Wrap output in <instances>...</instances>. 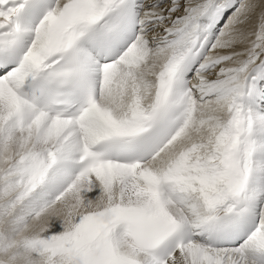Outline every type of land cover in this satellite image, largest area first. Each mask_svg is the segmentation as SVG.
I'll return each mask as SVG.
<instances>
[{"label": "snow or ice", "instance_id": "obj_1", "mask_svg": "<svg viewBox=\"0 0 264 264\" xmlns=\"http://www.w3.org/2000/svg\"><path fill=\"white\" fill-rule=\"evenodd\" d=\"M0 264H264V0H0Z\"/></svg>", "mask_w": 264, "mask_h": 264}]
</instances>
